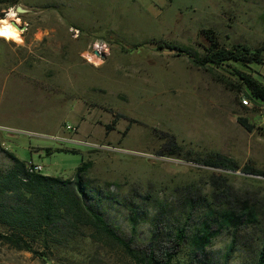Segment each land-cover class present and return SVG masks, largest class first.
Masks as SVG:
<instances>
[{
	"label": "rangeland",
	"instance_id": "1",
	"mask_svg": "<svg viewBox=\"0 0 264 264\" xmlns=\"http://www.w3.org/2000/svg\"><path fill=\"white\" fill-rule=\"evenodd\" d=\"M11 12L22 35L0 39V171L13 165L8 153L62 180L91 163L85 183L132 253L96 241L90 228L60 225L46 258L0 242V264H144L151 244L164 263L184 227L172 264H201L193 240L206 223L217 234L208 262L256 264L264 103L243 105L240 74L264 84V64L194 60L214 41L251 53L263 47L264 0H0V19ZM246 209L254 219L237 229L221 221Z\"/></svg>",
	"mask_w": 264,
	"mask_h": 264
},
{
	"label": "trees",
	"instance_id": "2",
	"mask_svg": "<svg viewBox=\"0 0 264 264\" xmlns=\"http://www.w3.org/2000/svg\"><path fill=\"white\" fill-rule=\"evenodd\" d=\"M165 48L187 53L188 49H181L173 44L165 43ZM162 48V46H161ZM264 46L251 53L244 49H230L217 41L212 42L204 59L194 60L200 67L208 65L221 66L228 63H238L242 66L250 64H264ZM191 57V55H190ZM240 79L248 91L247 98L255 103H264V84L249 75L240 74ZM240 124L252 130L246 119H239ZM176 155V152L171 153ZM13 165L5 171H0V226L7 227L8 232H0V242L7 244L12 249L31 252L37 256L46 258L47 251L51 250L53 243V231L60 225L75 231L81 227L94 230V239L101 242L105 238L116 243L129 253H132V244L120 238L117 231L112 228L99 211L97 202L100 200L99 193L85 183L84 177L91 168V163L80 166L72 180H62L56 177L43 175L35 172L32 165L18 159L15 155L8 153ZM160 156H165L161 154ZM220 158V157H219ZM224 160L223 158H220ZM210 166L225 168V163L210 161ZM248 215L254 219L252 210L246 209L236 216L225 214L221 221L226 224L235 225L237 229L241 226ZM217 235L210 230L208 223L204 224L201 234L193 240L196 257L201 264H211L206 259V248L212 236ZM187 233L185 227L179 229L175 241L166 252L164 263L155 259L156 247L149 246V254L143 260L144 264H172L175 251L185 243ZM41 241V252L36 250V243ZM256 264H264V245L259 253Z\"/></svg>",
	"mask_w": 264,
	"mask_h": 264
},
{
	"label": "bare ground",
	"instance_id": "3",
	"mask_svg": "<svg viewBox=\"0 0 264 264\" xmlns=\"http://www.w3.org/2000/svg\"><path fill=\"white\" fill-rule=\"evenodd\" d=\"M15 16L16 15L11 12V14H9L5 19H0V39L20 42L22 32L20 26L18 24H14ZM97 47L100 48V46ZM87 58L95 65H100L99 61H96L97 59L93 56L88 54Z\"/></svg>",
	"mask_w": 264,
	"mask_h": 264
},
{
	"label": "built area",
	"instance_id": "4",
	"mask_svg": "<svg viewBox=\"0 0 264 264\" xmlns=\"http://www.w3.org/2000/svg\"><path fill=\"white\" fill-rule=\"evenodd\" d=\"M242 103H243V105L248 106V105H250V100L248 98H243ZM33 167H34L33 170L35 172H41L42 171V167H38V166H33Z\"/></svg>",
	"mask_w": 264,
	"mask_h": 264
}]
</instances>
